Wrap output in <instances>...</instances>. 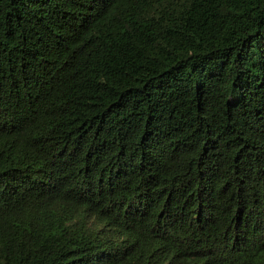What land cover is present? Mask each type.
Here are the masks:
<instances>
[{"label":"trees","instance_id":"1","mask_svg":"<svg viewBox=\"0 0 264 264\" xmlns=\"http://www.w3.org/2000/svg\"><path fill=\"white\" fill-rule=\"evenodd\" d=\"M0 264H264V0H0Z\"/></svg>","mask_w":264,"mask_h":264}]
</instances>
